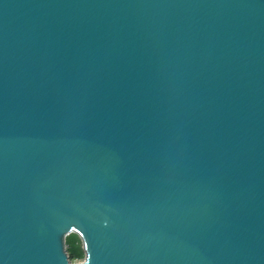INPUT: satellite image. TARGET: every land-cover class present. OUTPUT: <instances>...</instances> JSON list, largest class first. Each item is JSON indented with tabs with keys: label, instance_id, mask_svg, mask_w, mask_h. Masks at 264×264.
<instances>
[{
	"label": "water",
	"instance_id": "1",
	"mask_svg": "<svg viewBox=\"0 0 264 264\" xmlns=\"http://www.w3.org/2000/svg\"><path fill=\"white\" fill-rule=\"evenodd\" d=\"M264 264V0H0V264Z\"/></svg>",
	"mask_w": 264,
	"mask_h": 264
},
{
	"label": "trees",
	"instance_id": "2",
	"mask_svg": "<svg viewBox=\"0 0 264 264\" xmlns=\"http://www.w3.org/2000/svg\"><path fill=\"white\" fill-rule=\"evenodd\" d=\"M66 251L70 257V261H78L84 259L80 239L75 234L66 237Z\"/></svg>",
	"mask_w": 264,
	"mask_h": 264
},
{
	"label": "rangeland",
	"instance_id": "3",
	"mask_svg": "<svg viewBox=\"0 0 264 264\" xmlns=\"http://www.w3.org/2000/svg\"><path fill=\"white\" fill-rule=\"evenodd\" d=\"M69 257V256H68ZM69 260H70V257H69ZM83 261V259L82 260H78V261H70V263L71 264H79V263H81Z\"/></svg>",
	"mask_w": 264,
	"mask_h": 264
}]
</instances>
